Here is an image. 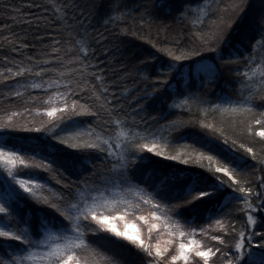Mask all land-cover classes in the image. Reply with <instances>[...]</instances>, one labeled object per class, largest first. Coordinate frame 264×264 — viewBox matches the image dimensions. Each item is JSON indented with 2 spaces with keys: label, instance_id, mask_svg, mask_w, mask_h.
<instances>
[{
  "label": "snow or ice",
  "instance_id": "snow-or-ice-1",
  "mask_svg": "<svg viewBox=\"0 0 264 264\" xmlns=\"http://www.w3.org/2000/svg\"><path fill=\"white\" fill-rule=\"evenodd\" d=\"M45 2L55 9L54 19H36L47 21L43 28L46 34L51 28V42L37 35L42 46L33 54L19 61L5 55L0 64V264H241L245 256L248 264H264V251L259 258L251 251L264 250V231L257 230L264 226V174L253 181L245 159L264 173V56L259 62L256 57L264 49V14L252 52L225 54L227 29L247 0H236L230 9L221 7V0L215 8L205 2L194 18L184 10L182 18L195 30L192 43L157 49L171 61L158 82L182 78L183 91L173 94L169 108L191 112L195 106L199 120L153 128L137 116L159 88H145L138 107L126 111L95 63L87 28H76L83 21L73 15L69 23L74 3ZM114 4L119 11V0ZM28 7L41 5L33 0ZM216 9L230 14L197 30ZM2 10L0 22L32 26L15 5ZM36 28L39 32L41 25ZM27 36L19 37L5 23L0 48L8 45L23 55V49L36 48ZM222 69L234 76L236 98L221 94L209 100L200 90L218 80ZM197 122L202 136L191 143L177 138ZM153 157L157 165L175 163L140 174ZM224 194L225 204L208 207ZM230 203L238 207L228 208ZM22 207L29 208L23 218ZM126 254L133 259L120 258Z\"/></svg>",
  "mask_w": 264,
  "mask_h": 264
},
{
  "label": "trees",
  "instance_id": "trees-1",
  "mask_svg": "<svg viewBox=\"0 0 264 264\" xmlns=\"http://www.w3.org/2000/svg\"><path fill=\"white\" fill-rule=\"evenodd\" d=\"M32 2L33 0H0V17H4L5 13L2 9L7 4L8 6L15 5L22 10L19 14L20 18L33 21L32 26L29 27L28 24L20 23L17 25L13 24L11 20L5 19L0 22V28H3L5 23L10 24L13 32L21 38L27 32L26 42L30 45H36V48L23 49V55L11 52L9 46L4 45L3 48H0V64L3 63L5 55L10 60L19 61L25 56L33 54L42 46L40 41L35 39L37 35L44 36L43 43L48 44L51 42V36L49 35L51 28L47 30L49 34H46L43 28L47 21L36 18L54 19L55 9L45 0H34L36 4L41 5L39 8L28 7ZM56 2L60 4L65 2L74 3L75 6L68 13L69 23H72L71 17L73 15L79 16L83 21L82 25L77 23L76 28L77 30L80 27L87 28L88 39L95 50V63L99 66V69H104L102 75L106 77V82L111 85L110 91L121 97L122 107L126 111L130 112L138 107V98L143 95L145 88L149 92L152 91L153 86L159 88L158 94L146 102V108L144 112L139 113L137 121L143 116L149 120L153 128H158L160 124H166L167 122L180 123L199 120V112L195 106H193L191 112L169 108L173 94L183 91L184 80L180 77H173L167 85L158 82L163 78L161 70L166 69L167 64L171 61L162 51L157 49L174 48L176 41L180 42L181 47L190 45L195 30L189 20L182 18V13L187 9L189 10V16L194 18L196 10L202 8L205 2L210 3L215 8V0H119V11L115 10L114 0H56ZM235 2L236 0H221V7L230 9ZM121 13H123V17L120 21L115 22V24L112 22L106 23L109 17L121 15ZM229 14L228 12L221 13L219 9H216L205 19L204 27L197 30H208L212 26V21L219 23L222 15L227 18ZM261 14H264V0H247L246 5H243V11L235 17L231 29H227L225 37L227 44L222 46L225 54L237 50L241 54L245 51L252 52V42L258 34V21ZM37 24L41 25L39 32H37ZM4 35L12 37V32L5 31ZM61 35L64 34L61 33ZM17 44H19V40H17ZM153 44L156 47H153ZM214 55L210 52L205 53L206 57H213ZM261 56H264V49L258 50L256 53L258 62ZM209 62L212 61L209 60ZM216 63L218 67L221 65L219 61ZM195 67V65H192L191 69L187 71L192 74L195 72ZM201 79H203V74H201ZM233 80L234 76L222 69L220 78L210 84L207 89L202 88L200 93L203 95L206 92L207 99L212 101H215L217 96L221 94L235 99L237 85L233 83ZM191 83L192 91L195 92L197 81L193 78ZM15 103L19 104V101H15ZM139 103H145V101L140 100ZM2 106L0 105V107ZM151 117L164 118L159 119V124H156L151 121ZM12 135L23 137L37 134L13 133ZM202 135L203 132L197 122L195 125L189 123L183 127L177 133V138L183 142L191 143L194 137ZM252 146L259 151V144H253ZM240 154L245 155L242 152ZM245 159L248 165L247 172L253 181L256 176L264 174L258 171L261 166L252 161L250 157L245 156ZM170 163L175 162L162 161L160 165H157L156 158L153 157L141 166L140 174H147L153 167ZM53 187L59 188L54 184ZM225 203L226 194L217 197L208 207H219ZM236 207L238 205L235 203L228 204V208L235 209ZM25 215L26 213L20 209L21 218ZM257 230L264 231V226ZM258 243V240L254 241V245ZM251 251L256 255V258H259L264 250L253 246ZM120 258L132 260L133 256L126 254ZM241 264H248L247 256L241 260Z\"/></svg>",
  "mask_w": 264,
  "mask_h": 264
},
{
  "label": "rangeland",
  "instance_id": "rangeland-1",
  "mask_svg": "<svg viewBox=\"0 0 264 264\" xmlns=\"http://www.w3.org/2000/svg\"><path fill=\"white\" fill-rule=\"evenodd\" d=\"M34 207H36V208H39L40 206L39 205H36V206H34ZM21 210L23 211V212H25L26 214L29 212V208L28 207H22L21 208ZM38 215H40V213H33V216L35 217V216H38Z\"/></svg>",
  "mask_w": 264,
  "mask_h": 264
}]
</instances>
